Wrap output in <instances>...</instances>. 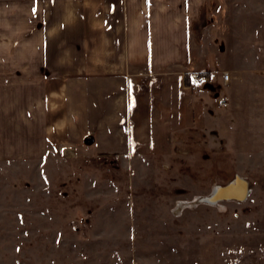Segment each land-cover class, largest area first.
<instances>
[{
  "label": "rangeland",
  "instance_id": "rangeland-1",
  "mask_svg": "<svg viewBox=\"0 0 264 264\" xmlns=\"http://www.w3.org/2000/svg\"><path fill=\"white\" fill-rule=\"evenodd\" d=\"M214 21L197 44L219 47L214 70L230 80L214 88L209 124L167 156L123 165L8 140L0 264H264V0H220ZM235 176L250 184L244 201L195 202Z\"/></svg>",
  "mask_w": 264,
  "mask_h": 264
},
{
  "label": "crops",
  "instance_id": "crops-1",
  "mask_svg": "<svg viewBox=\"0 0 264 264\" xmlns=\"http://www.w3.org/2000/svg\"><path fill=\"white\" fill-rule=\"evenodd\" d=\"M219 1L0 0V151L13 136L37 155L58 142L123 165L167 156L227 83L219 47L197 44Z\"/></svg>",
  "mask_w": 264,
  "mask_h": 264
},
{
  "label": "bare ground",
  "instance_id": "bare-ground-1",
  "mask_svg": "<svg viewBox=\"0 0 264 264\" xmlns=\"http://www.w3.org/2000/svg\"><path fill=\"white\" fill-rule=\"evenodd\" d=\"M235 178V177H234ZM243 178L236 176V179L233 180L231 188L229 187H224L225 185H214L210 191V193L207 196H199L195 202L196 203H204V204H211V205H216L218 203H222V201H236V200H231V199H226V200H221V198L218 197H223V196H228L231 194H234L235 189H237L239 187V184L237 185V183H240L239 180H241ZM230 189H234L233 191ZM233 192V193H232ZM236 195V193L234 194ZM185 205H189L188 202H178L177 203V208L178 210H181V208H183ZM177 210V211H178Z\"/></svg>",
  "mask_w": 264,
  "mask_h": 264
},
{
  "label": "water",
  "instance_id": "water-1",
  "mask_svg": "<svg viewBox=\"0 0 264 264\" xmlns=\"http://www.w3.org/2000/svg\"><path fill=\"white\" fill-rule=\"evenodd\" d=\"M235 179H236V176L232 180L228 181L224 187L231 188L232 185H235V184H232L233 180ZM239 181L240 183H237V185L239 184V187L235 189V192H234V194L236 193V195L231 194L228 196H223V197H218V198H221V200L231 199V200H236V201H244L250 192V184L245 179H241ZM230 190L233 191L234 189H230Z\"/></svg>",
  "mask_w": 264,
  "mask_h": 264
},
{
  "label": "built area",
  "instance_id": "built-area-1",
  "mask_svg": "<svg viewBox=\"0 0 264 264\" xmlns=\"http://www.w3.org/2000/svg\"><path fill=\"white\" fill-rule=\"evenodd\" d=\"M222 79L224 82H228L230 79V74L227 71L222 72ZM190 80L192 83H201L207 81L208 76L204 73H193L190 75Z\"/></svg>",
  "mask_w": 264,
  "mask_h": 264
},
{
  "label": "snow or ice",
  "instance_id": "snow-or-ice-1",
  "mask_svg": "<svg viewBox=\"0 0 264 264\" xmlns=\"http://www.w3.org/2000/svg\"><path fill=\"white\" fill-rule=\"evenodd\" d=\"M35 11V10H34ZM129 95H131V92H129ZM131 107H132V104L130 103L129 104V109H131Z\"/></svg>",
  "mask_w": 264,
  "mask_h": 264
}]
</instances>
